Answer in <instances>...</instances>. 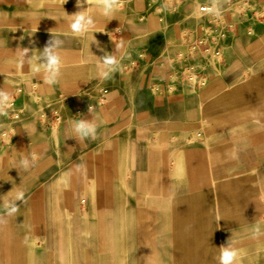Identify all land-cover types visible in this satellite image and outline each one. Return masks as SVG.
<instances>
[{"label":"crops","instance_id":"0c3cea01","mask_svg":"<svg viewBox=\"0 0 264 264\" xmlns=\"http://www.w3.org/2000/svg\"><path fill=\"white\" fill-rule=\"evenodd\" d=\"M207 1L169 13L156 0H0V264H48L42 240L53 259L88 264L73 251L88 246L84 221L97 259L127 232L112 264H220L227 245L232 264H264V23L229 39L204 87L170 82L182 34L203 24L193 9ZM79 11L92 21L83 32L70 27ZM49 43L60 57L51 80ZM103 56L115 62L101 77ZM34 87L61 109L45 121L24 109L12 123L7 103L24 108ZM80 118L94 137H75Z\"/></svg>","mask_w":264,"mask_h":264},{"label":"built area","instance_id":"2783aa9c","mask_svg":"<svg viewBox=\"0 0 264 264\" xmlns=\"http://www.w3.org/2000/svg\"><path fill=\"white\" fill-rule=\"evenodd\" d=\"M156 11L169 13L178 12L184 5V0H156ZM197 15L203 20L199 32L185 31L182 34L181 43L184 51L178 53L171 59L175 70L170 78L173 85L180 81L191 88H202L207 84L205 66L200 67L204 60L221 62L224 54L225 44L235 35L240 25H246V33L253 35L252 22L264 23V3L256 0H223L222 7H216L211 0L200 3L196 9ZM136 63H131L133 68ZM171 87V86H170ZM35 93V87L32 89ZM22 89L17 90L21 94ZM12 123H18L25 115L23 107L18 106L12 98L7 103ZM41 121L46 116L39 115Z\"/></svg>","mask_w":264,"mask_h":264},{"label":"clouds","instance_id":"9594fccd","mask_svg":"<svg viewBox=\"0 0 264 264\" xmlns=\"http://www.w3.org/2000/svg\"><path fill=\"white\" fill-rule=\"evenodd\" d=\"M78 5L80 4V0H77ZM115 6L111 3L105 2L101 7L100 11L103 15H109ZM82 11H79L75 14L76 19L71 23L70 27L77 32H83L91 26L92 21L91 18H86ZM117 48L119 46H116ZM41 57L44 58L45 62H43V66L46 70V78L51 80L54 79L58 75V66L60 63L59 53L56 51L55 44L49 43V46L44 48L41 52ZM103 64L98 66L99 75L104 77L108 74V70L111 65L114 64L115 59L111 56H103ZM71 131L74 133L75 137L78 139H84L86 137H94L96 131V125L92 120H86L84 118H80L71 122ZM20 164L23 168H27L30 166V160L27 157L21 159ZM23 198V191H20L16 194L15 199L21 200ZM17 205L14 202H10L7 213L9 215L16 213ZM236 255V252L227 246L221 247V253L219 256L220 264H232V261Z\"/></svg>","mask_w":264,"mask_h":264},{"label":"rangeland","instance_id":"374dc122","mask_svg":"<svg viewBox=\"0 0 264 264\" xmlns=\"http://www.w3.org/2000/svg\"><path fill=\"white\" fill-rule=\"evenodd\" d=\"M196 9H197V6L193 9V11L195 13H196ZM93 10H94L93 8H88V11H93ZM252 23H254V22H252ZM255 23H258V22H255ZM246 25L248 27L250 26L249 24H246V23H245V25H240L239 28H238L237 33H239L240 30L246 32ZM251 27H252V25H251ZM252 31L254 32L253 28H252ZM222 59L224 60V54L222 56ZM223 60L221 62H219V63H217V62L215 63L212 60H204L203 62H201L199 64H200V67L205 66V69H208L209 67L213 68L215 66H218V65L222 64ZM262 64L264 65V60L262 61ZM254 74H255L254 71H252V72L244 71L242 73V78L243 79H247V78L250 79V78L253 77ZM30 98H31V100H28V104H25L26 108L24 107V109H26V110L28 109L29 112H31L33 114H36V116L40 115V114H43V115L47 116V113L49 111L53 110V111L59 112V110L61 109V104L60 103H57V102L56 103H50V101H48L47 99H41L40 96L37 95V93H32L30 95ZM8 112H9V110H8ZM35 119H37V118H35ZM31 126L34 129L36 128V124H35L34 120L31 122ZM8 127H9V130H10L11 126H8ZM82 224H88V227H87V229H88V232H87V238H88L87 244H88V246H87L86 249H84V248L80 249L78 247V245H75V247L73 248V251H74V253L77 256L79 255V253L81 251L82 252L83 251H87L88 252V259H87L88 264H112L113 260L111 259V256H112L113 252H114L115 255L119 254L120 257H123L124 252L126 254L125 244H126V241H127V232L120 230V232H115V235L119 238V241H120V248H115V249L104 248L103 251L100 250V254L98 253L99 259H97L96 258L97 257L96 256L97 255V249L93 245L94 241L96 239V233L94 231V229H95L94 224H91V222H87V221L86 222L85 221L82 222ZM89 229H92L93 231H91V230L89 231ZM41 250L46 253L48 264H63V259H53L54 257H52L51 255H54V254H50V251H49V248H48L46 240H42L41 241ZM102 252H104L103 253V259H101ZM54 253H55V250H54ZM72 263L73 264H79V259H72Z\"/></svg>","mask_w":264,"mask_h":264}]
</instances>
